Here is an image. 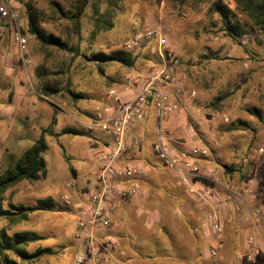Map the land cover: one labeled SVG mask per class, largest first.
<instances>
[{
	"label": "rangeland",
	"instance_id": "rangeland-1",
	"mask_svg": "<svg viewBox=\"0 0 264 264\" xmlns=\"http://www.w3.org/2000/svg\"><path fill=\"white\" fill-rule=\"evenodd\" d=\"M54 1L67 7L72 0L21 1L20 13L25 32V3H32L42 14V27L49 33L65 37L68 23L50 18V5ZM95 1L101 3V12L112 14L114 27L93 36ZM212 1L121 0L117 8H112L109 0H91L82 17L78 39L82 56L76 58L52 50L45 59L39 44L32 35H28L27 58L30 63L24 66L11 41L5 40L4 55L0 60V172L30 148L41 131L51 129L46 136L48 148L44 154L47 177L18 184L7 192L4 203L5 208L10 203L35 206L41 199L52 198L53 207L35 212L28 221L14 226L9 232L33 231L45 238L31 245L29 250L34 252L38 248L50 247L55 251L54 255L45 256L35 264H76L75 256L81 245L74 236L77 222L74 206L81 194L94 186L100 152L112 146V141L104 134L84 132L82 122L86 121V115L91 113L97 100L109 87L119 85L128 74H143L141 57L132 70L111 64L105 74H101L96 63L89 59L94 53L111 54L123 50L125 42L141 28L164 31L169 49L180 60V73L187 87L198 93L196 103L184 113L186 129L192 133L190 148L203 145L210 150L208 157L202 159L203 170L211 169L213 176L230 188L240 187L245 178L255 179L258 197L264 203V34L250 25L248 36L239 39L229 37L222 30L218 17L209 13ZM222 1L242 20L250 23L249 18L238 11L235 0ZM73 41L77 42V38ZM39 67L47 68L50 73L56 74L54 77L62 80L64 88L58 95L47 97L42 94L37 76ZM19 83L28 92L25 103L14 111L13 98ZM255 109L261 111L260 116L250 113ZM222 116H227L229 122H225ZM68 128L76 129L82 135L62 134ZM144 131L151 144L147 142L144 156H140L150 171L143 183L148 194L144 202L137 206H142L143 220L150 229L145 226L141 231L149 243L146 250H155L158 246L155 242L168 248V245L181 247L182 250L186 243H193L185 233L183 222L186 216L172 205L164 189V185L172 187L176 180L159 166L152 149L155 137L149 128ZM166 133L170 137L169 132ZM105 142L108 143L106 147ZM226 166L233 170L231 174L227 173ZM172 193L177 197L172 199L181 201L182 207L197 205L187 201L188 195L184 190L173 187ZM66 199L71 200V207L66 206ZM157 208L160 214L153 216ZM193 216H196L194 212ZM201 217L203 219L196 227L201 226L204 234L207 233L208 254L199 263L264 264L263 234L257 240L259 253L255 260L249 261L246 257V236L255 229L243 228L237 238L232 228L225 227L220 258L210 257L209 249L217 237L206 225L204 211ZM239 222L240 225L244 223L242 219ZM7 227V221L0 217V230ZM168 253L184 255L182 251L169 249Z\"/></svg>",
	"mask_w": 264,
	"mask_h": 264
},
{
	"label": "built area",
	"instance_id": "built-area-1",
	"mask_svg": "<svg viewBox=\"0 0 264 264\" xmlns=\"http://www.w3.org/2000/svg\"><path fill=\"white\" fill-rule=\"evenodd\" d=\"M21 1L0 0V60L5 40L9 39L19 61L26 66L30 63L29 38L21 19ZM123 50L141 55L147 61V69L142 75L128 74L121 84L108 88L82 122L84 132H100L112 141V146L100 152L94 186L82 193L74 206V236L81 245L76 264L128 263L127 251L115 233V213L121 204L140 205L148 194L143 183L149 170L140 159L142 142L133 130L149 117L152 120L148 126L155 137L152 149L159 164L204 211L206 225L217 237L211 257L220 258L225 227L233 221L236 208H240L238 218L249 229H255L245 240L247 258L254 261L259 253L258 237L264 235V203L258 197L256 180L248 178L236 188L223 186L211 169L203 170L209 149L195 145L178 151L164 128L171 115L188 110L198 98L197 91L187 87L180 73V60L169 49L167 35L161 29L141 28L125 42ZM222 118L229 122L227 116ZM65 204L72 206L70 199Z\"/></svg>",
	"mask_w": 264,
	"mask_h": 264
},
{
	"label": "trees",
	"instance_id": "trees-1",
	"mask_svg": "<svg viewBox=\"0 0 264 264\" xmlns=\"http://www.w3.org/2000/svg\"><path fill=\"white\" fill-rule=\"evenodd\" d=\"M121 0H109L112 8H117ZM238 11L249 18V22L242 20L238 14L227 6L222 0L212 1L209 13L218 17L222 24V30L232 38H242L248 36L250 25L264 34V0H235ZM91 0H72L66 7L59 1H54L50 5V16L53 20H60L68 23L65 27V37L47 32L42 27V14L32 3H25L27 11V35H32L39 44L40 51L44 54L45 59L49 57L52 50L64 52L73 58L82 56V50L78 39L81 35L82 17L86 9L90 6ZM100 2L93 3L95 25L93 36L109 31L114 27L113 17L110 12H101ZM77 38V42L73 39ZM86 56V55H85ZM141 55L129 53L124 50L114 51L111 54L104 52L94 53L89 60L97 65L101 74H105L106 68L111 64H119L127 70H132ZM47 61V60H46ZM62 72V71H61ZM37 76L41 83V92L44 96L53 97L58 95L62 90V80L50 73L45 67L37 69ZM113 87V86H112ZM111 88V87H109ZM251 114L260 116L261 111H250ZM51 133V129L41 131L40 137L35 143L24 151L18 158L12 160L0 172V217L5 219L8 227L0 230V261L1 264H35L45 256L53 255L50 248H38L31 252L30 246L44 240V237L33 231L14 232L10 230L18 224L28 221L29 217L38 211H45L54 206L52 198L41 199L35 206H24L9 204L8 208L4 207L7 200L6 194L9 190L15 188L24 181H39L47 177L48 169L44 154L47 151L46 136ZM62 134L82 135L76 129L68 128ZM227 173L231 174L232 169L225 167ZM245 178V177H244ZM249 178V177H248ZM248 178H245L246 181ZM243 181V182H244ZM240 208H236L238 213ZM237 213L233 221L226 226L232 228L235 236L239 238V233L243 228L249 229L245 224L240 225ZM201 254L198 255L201 258ZM247 257V252H246ZM233 262V260L231 261ZM246 262V259H243ZM201 264V263H199Z\"/></svg>",
	"mask_w": 264,
	"mask_h": 264
},
{
	"label": "crops",
	"instance_id": "crops-1",
	"mask_svg": "<svg viewBox=\"0 0 264 264\" xmlns=\"http://www.w3.org/2000/svg\"><path fill=\"white\" fill-rule=\"evenodd\" d=\"M142 60H144V61H142ZM142 60L140 62H141V66H142L141 68L143 69L142 73L144 74L146 72V69H147V61L145 59H142ZM131 74H133V73H131ZM123 80H121V82H119V83L121 84L123 82ZM27 92H28V90L26 91V89H24V87L19 83V86H17V88L15 89V95L13 98V103H14L13 110L14 111L17 110V106L19 107V105H21L22 103H25V101H26L25 95L27 94ZM186 111L183 110L181 112H178V113L171 115V117L164 124L165 130L168 131L170 134V143L178 151H183L185 149H189L191 147L190 144H192V137H191L192 133H190V131L186 129V127H187L186 121H185L186 116L184 113ZM151 120H152V117H149V120L138 125V127L133 130V134L135 136H138L142 142V147L139 151V155L141 157L144 156L143 155L144 150L148 146L147 142H149V144H150L149 138H146V136L144 134V132H145L144 129L149 128L148 125H150L149 122H151ZM147 131H149V130H147ZM148 133L150 134V132H148ZM159 166H161V165H159ZM148 172H150V171H148ZM170 175L174 178V176L172 174H170ZM174 181H175V179H174ZM173 187H174V189H181L184 191H185V189L179 187L177 185L176 181H175L174 185H172V187H170L169 185H164V189L167 193L166 195H167L168 199L170 200V202L172 203V205H174L177 208V211L181 210V212H183L184 216H186V219L184 218L185 221L183 222L186 225V227H185L186 232L185 233L188 236V239L193 240V243H189V242L186 243L183 246V249L180 250L181 247L177 248L176 246L168 245L169 246V248H168L164 244L155 242V244L158 245L157 248L155 250H151V251L147 252L146 247L149 243H148V240H146V237L141 233V231L143 230V228L145 226L148 230H150V229L147 226V222L145 223L143 220L142 206H140V207L137 206L138 203H135V202H133L131 204H121L118 206L116 213H115V222H114L115 227L114 228H115V233L119 237V240H120L122 247L127 251V254H128V263L127 264H199V260H205V259H203V256H206L205 254H208V251L206 250L207 249L206 247H208L207 246L208 245L207 233L204 234L201 226H199L198 228L196 227L197 223H201V221L203 219V217H201V215L203 214V211L197 205L196 206L189 205V206L182 207L181 201L177 202L176 200H173L172 198H175V199L177 198L176 195L172 193ZM187 195H188L187 201L189 203L194 204L193 198L188 193H187ZM193 212L196 216H193ZM159 214H160V211L158 209V210H155L152 215L153 216H157V215L159 216ZM198 219L200 221H197ZM131 220H134V221L131 222ZM155 234L158 235L159 233H155ZM210 236H211V234H210ZM197 240H199V242ZM213 242L214 243L211 246V248L216 247V240ZM129 245L131 246V249L129 248ZM42 248H50V247H42ZM211 248L209 249V256L210 257H211V255H210ZM168 249L170 251H176V252L182 251L184 253V255L173 254V253L169 254ZM53 252H55V251L53 250ZM195 254H196V256H195ZM199 254L202 255L201 259L198 257ZM58 259H60V258L58 257Z\"/></svg>",
	"mask_w": 264,
	"mask_h": 264
}]
</instances>
